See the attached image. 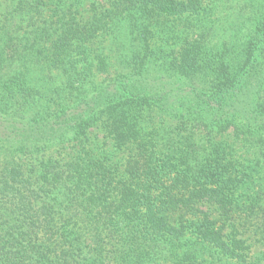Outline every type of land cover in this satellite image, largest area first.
Masks as SVG:
<instances>
[{"label":"trees","instance_id":"16d2710c","mask_svg":"<svg viewBox=\"0 0 264 264\" xmlns=\"http://www.w3.org/2000/svg\"><path fill=\"white\" fill-rule=\"evenodd\" d=\"M238 225L264 0H0V264H264Z\"/></svg>","mask_w":264,"mask_h":264},{"label":"rangeland","instance_id":"374dc122","mask_svg":"<svg viewBox=\"0 0 264 264\" xmlns=\"http://www.w3.org/2000/svg\"><path fill=\"white\" fill-rule=\"evenodd\" d=\"M83 8H81L82 10ZM185 23L181 24L180 26L183 27ZM191 30V27H190ZM247 154V146L245 144L239 143L237 145V155H245ZM215 216H218V213H215ZM239 229V237L245 238L250 245L249 251V262H255L257 257L264 258V238H261V235H257L254 233L253 230L249 228L243 227L238 225ZM229 234L233 233L232 230H228ZM220 261H215V264H218Z\"/></svg>","mask_w":264,"mask_h":264}]
</instances>
